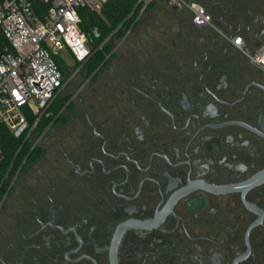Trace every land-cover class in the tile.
Instances as JSON below:
<instances>
[{
    "label": "flooded vegetation",
    "instance_id": "flooded-vegetation-1",
    "mask_svg": "<svg viewBox=\"0 0 264 264\" xmlns=\"http://www.w3.org/2000/svg\"><path fill=\"white\" fill-rule=\"evenodd\" d=\"M187 1L208 26L156 0L92 31L64 122L0 188V264H264V74L229 42L262 44L264 0Z\"/></svg>",
    "mask_w": 264,
    "mask_h": 264
},
{
    "label": "built area",
    "instance_id": "built-area-1",
    "mask_svg": "<svg viewBox=\"0 0 264 264\" xmlns=\"http://www.w3.org/2000/svg\"><path fill=\"white\" fill-rule=\"evenodd\" d=\"M107 1L0 0V165L4 153L2 132L8 131L24 145V139H30L54 98L68 84L58 63L65 65L62 54L72 56L75 65L83 66L88 61L91 44L81 26L82 11L101 13ZM155 1L138 0L132 14L139 9L142 15ZM169 1L188 8L198 27L210 24V15L201 4ZM229 42L264 74V41L255 49L242 36H232ZM27 110L36 117L32 125ZM15 160L3 176L0 170V188L12 174Z\"/></svg>",
    "mask_w": 264,
    "mask_h": 264
},
{
    "label": "trees",
    "instance_id": "trees-1",
    "mask_svg": "<svg viewBox=\"0 0 264 264\" xmlns=\"http://www.w3.org/2000/svg\"><path fill=\"white\" fill-rule=\"evenodd\" d=\"M138 0H108L105 3L101 13L93 12L88 9H84L82 11V29L86 33L89 41L93 39V30H99L103 33V39L100 41H95L93 43V48L96 50L100 43L108 37L111 33L116 31L123 23H128V27L133 23L135 17H133L132 12L135 9ZM134 13H139V9H136ZM132 14V15H131ZM95 61L99 64L103 59V54H97L95 57ZM58 63L61 65V69L63 73L66 74L64 69V64H62L59 60ZM95 68L93 67L90 72H92ZM67 103V99L59 100L54 104H51L46 114L42 117L37 130L39 132H44L49 125L60 123L62 124L63 117H57L59 112L65 107ZM29 121L34 124L36 117L29 112L26 111ZM2 144H3V160L0 165L1 176H3L8 169V167L15 160L14 170L16 171L18 167L22 164L23 160L29 155L31 158L39 155L38 148L32 150V146L27 142L23 144L22 140H16L14 137L8 132H2Z\"/></svg>",
    "mask_w": 264,
    "mask_h": 264
},
{
    "label": "rangeland",
    "instance_id": "rangeland-1",
    "mask_svg": "<svg viewBox=\"0 0 264 264\" xmlns=\"http://www.w3.org/2000/svg\"><path fill=\"white\" fill-rule=\"evenodd\" d=\"M158 1H162V0H157V2ZM201 4L209 11L206 4H203V3H201ZM154 8H155V4L154 5L152 4L150 6V8L147 10L145 15L151 14L153 12ZM258 12L260 13L262 11L259 10ZM254 13H256V12H254ZM260 14H262V13H260ZM132 16L135 17V19H137V18H139L140 15H139V13H134V15H132ZM244 35H245L244 31H241V32L236 33V35H234V36H242L243 37ZM247 37H249V36L247 35ZM250 37H252V36H250ZM62 57H63L64 62H65V65H64V69L66 72L65 77H66V80H69V82L66 85V87L62 90V92L54 98L52 104L56 103L59 100L67 99V96H69V89H70L71 83L74 81L75 76L81 75L85 71V66L83 65L84 66L83 67L79 64L75 65L74 59L68 53L64 52L62 54ZM64 108L65 107H63L62 110L58 113L59 115L57 117L66 115L67 111H65ZM58 125H59V123H56L51 128H49L47 130V134H45L43 132L41 133L39 131H35V132H33L30 139L29 140L24 139V142H27L28 144H30L32 146V148L36 147V146L38 147L39 145H41V143L43 142L44 139H46L49 135H51L54 131L57 130ZM43 134H44V136H43Z\"/></svg>",
    "mask_w": 264,
    "mask_h": 264
},
{
    "label": "water",
    "instance_id": "water-1",
    "mask_svg": "<svg viewBox=\"0 0 264 264\" xmlns=\"http://www.w3.org/2000/svg\"><path fill=\"white\" fill-rule=\"evenodd\" d=\"M263 25H264V20H263ZM262 36H263V39H264V29L262 31ZM261 178L264 179V174H263V176ZM254 183H256V180H254L252 184H254Z\"/></svg>",
    "mask_w": 264,
    "mask_h": 264
}]
</instances>
